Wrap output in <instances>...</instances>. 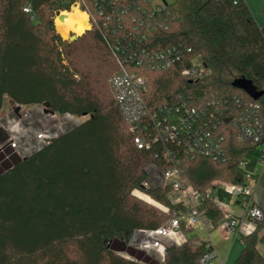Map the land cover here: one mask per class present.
<instances>
[{"label": "trees", "instance_id": "trees-1", "mask_svg": "<svg viewBox=\"0 0 264 264\" xmlns=\"http://www.w3.org/2000/svg\"><path fill=\"white\" fill-rule=\"evenodd\" d=\"M73 2L0 0V110L6 99L12 106L45 105L58 114L86 116L29 156L13 154L0 171V264H161L129 243L138 231L168 225L179 209L169 203L167 190L142 188L144 168L162 148L134 144L131 122L110 86L117 66L102 34L92 28L67 42L54 30L50 18L68 11ZM26 7L31 11L25 12ZM167 9L169 27L152 34L150 44L154 50L189 49L187 58L199 57L207 74L196 81L184 79L180 70L188 63L145 71L150 106L179 92L236 96L258 104L264 121V95L253 100L232 86L244 79L264 91V26L258 27L245 1L173 0ZM81 46L89 53L100 49L106 58L97 53L93 60L89 57L95 64H83L77 58ZM103 68L110 70L108 84ZM225 151L224 163L180 158L183 177L201 192L217 189V182L244 185L245 175L254 172L262 157L259 148L230 131ZM135 189L167 211L134 197ZM217 195L231 201L220 188ZM202 209L216 228L220 211L209 199ZM181 229L185 241L167 247L162 264H199L213 250L189 228ZM240 239L243 248L235 264H264L257 251L264 242V217Z\"/></svg>", "mask_w": 264, "mask_h": 264}, {"label": "built area", "instance_id": "built-area-1", "mask_svg": "<svg viewBox=\"0 0 264 264\" xmlns=\"http://www.w3.org/2000/svg\"><path fill=\"white\" fill-rule=\"evenodd\" d=\"M167 5L158 0H74L70 7L86 16L89 30L95 28L103 36L117 66L110 86L116 103L131 122L130 130L135 133L134 144L138 149H148L153 145L162 148V153L156 152L154 160L145 166L146 177L142 188L167 190L169 203L179 209L168 225L138 231L136 235L140 234V238L136 241L135 235L129 243L148 256L156 255L160 263L167 247L180 245L184 236L182 226L200 227L209 237L210 230L214 228L202 209L207 199L222 215L216 229L223 234L239 233L240 222L230 213V202L242 208L243 218L254 227L255 222L264 217L261 210L252 204L253 173L245 175L244 185L217 182V189L201 192L190 185L180 169V158H206L224 163L227 160L226 137L230 131H234L241 142L256 145L262 155L259 162H262L264 121L260 118L259 105L236 96L185 92H179L173 99L156 106H150L146 99L145 71H166L188 63L181 68L180 76L191 81L202 78V70L207 71L199 57L187 58L189 49L170 46L154 50L150 44L152 34L166 31L169 27ZM24 11L30 12L31 9L26 7ZM61 12H56L54 16ZM31 106H34L35 113L29 112L16 118L9 116L0 123L7 135L5 146L0 144V152L8 148L19 158L27 157L60 137L67 129L79 125L86 117L58 114L45 105ZM22 107L26 106H19V110ZM245 165L243 161L239 167L244 168ZM219 188L231 197L229 203L218 197ZM132 195L144 201L147 198L160 210L167 211L143 190L135 189ZM205 241L208 248L213 247L208 239ZM215 256L213 249L200 258L199 264H212Z\"/></svg>", "mask_w": 264, "mask_h": 264}, {"label": "rangeland", "instance_id": "rangeland-1", "mask_svg": "<svg viewBox=\"0 0 264 264\" xmlns=\"http://www.w3.org/2000/svg\"><path fill=\"white\" fill-rule=\"evenodd\" d=\"M158 1H163L166 4H170L172 3L173 0H158ZM74 9V8H73ZM68 11H72V9H69ZM54 19V20H53ZM55 16H53V18L51 17L50 20L52 21V26L54 28V30L57 32V30L55 29ZM85 32V31H84ZM58 33V32H57ZM59 34V33H58ZM71 32L67 34L66 38L63 39V37L61 36V38L67 42H70L72 39L79 37L81 35H74L71 37ZM74 34V33H72ZM60 35V34H59ZM82 43V42H80ZM82 45V44H81ZM84 46L79 47V52H77L78 54V60L84 64V62H88L90 61V63L88 64H95V61L93 60V57L96 56L97 53L102 54V57H105V54L102 53L100 51V49H98V51L94 50L93 53H89L88 50H86L85 48H83ZM92 60H90V58ZM84 61V62H83ZM92 61V62H91ZM108 68V67H107ZM107 68H103L102 69V73L105 74V76L107 75V84H108V69ZM201 75H206L207 71L202 70L200 72ZM15 106V105H14ZM17 106V105H16ZM10 111V112H9ZM15 111V107H13L10 103H8V101L5 99L3 102V107L0 110V123L7 118L8 116H13V117H19L20 115H25L29 112H36L34 109V106H26V107H22L21 110H19L17 113L14 112ZM9 112V113H8ZM7 142L6 140L0 139V144L2 146H5ZM8 149V148H6ZM6 149H4L3 151L0 152V171H2L5 167H6V163H11V157L13 156V153L11 151V153H9V151H7ZM135 197V196H134ZM137 198V197H136ZM139 199V198H138ZM142 200V199H140ZM146 201L143 200L144 203H146L147 205L149 204L150 206L157 208L158 210H160V208H158L156 205H154L150 200H148L147 198H145ZM151 202V203H149ZM189 230L195 234L197 236V238L199 240H209L212 244V246L214 247V253H215V258L212 260V264H218L221 261H225V264H235L237 258L240 255V246L241 243L238 239H234L232 236L225 239L223 237V234L221 233V231L219 229H212L209 233V237L207 238V234L206 232L200 228V227H195V228H189ZM242 251V250H241ZM151 258H153L154 260H158L156 255H151ZM162 264V263H161Z\"/></svg>", "mask_w": 264, "mask_h": 264}, {"label": "crops", "instance_id": "crops-1", "mask_svg": "<svg viewBox=\"0 0 264 264\" xmlns=\"http://www.w3.org/2000/svg\"><path fill=\"white\" fill-rule=\"evenodd\" d=\"M247 7L249 8L253 18L255 19V22L257 23L258 27L264 26V0H244ZM16 108V105L13 106ZM10 112V111H9ZM8 112V113H9ZM9 117V116H8ZM2 136H6L5 132L0 127V138ZM13 153V152H12ZM14 154V153H13ZM254 182L251 184V200L252 204L257 207L259 210H261L262 214H264V160L262 162H259L254 169ZM229 210L230 213L238 218L240 225H239V233L233 234V233H227L223 234V237L225 239L229 237H233L235 240L238 239L241 243L240 246V252L243 248V244L241 241V236H246L249 232H252L254 229V225L251 224L249 221L243 218V210L242 208L233 203H229ZM211 231V230H210ZM210 233V232H209ZM140 234H137L136 237H139ZM180 245L185 241V236H183V239L180 240ZM214 249V247H213ZM257 251L259 254L264 258V242H259L257 244ZM218 264H225V261H221Z\"/></svg>", "mask_w": 264, "mask_h": 264}, {"label": "bare ground", "instance_id": "bare-ground-1", "mask_svg": "<svg viewBox=\"0 0 264 264\" xmlns=\"http://www.w3.org/2000/svg\"><path fill=\"white\" fill-rule=\"evenodd\" d=\"M55 18V29L63 39L70 32L74 35H81L84 31L89 30L86 16L75 8L72 11H63Z\"/></svg>", "mask_w": 264, "mask_h": 264}, {"label": "water", "instance_id": "water-1", "mask_svg": "<svg viewBox=\"0 0 264 264\" xmlns=\"http://www.w3.org/2000/svg\"><path fill=\"white\" fill-rule=\"evenodd\" d=\"M232 86L245 92L251 99L258 100L264 91H257L250 81L244 79H236L232 82ZM19 111V106H16L15 113Z\"/></svg>", "mask_w": 264, "mask_h": 264}]
</instances>
